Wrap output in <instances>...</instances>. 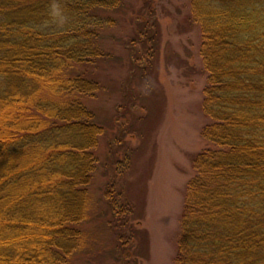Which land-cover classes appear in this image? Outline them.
Returning a JSON list of instances; mask_svg holds the SVG:
<instances>
[{
    "label": "trees",
    "instance_id": "1",
    "mask_svg": "<svg viewBox=\"0 0 264 264\" xmlns=\"http://www.w3.org/2000/svg\"><path fill=\"white\" fill-rule=\"evenodd\" d=\"M118 14L123 0H0V264H79L90 219L108 236L104 254L136 264L122 186L107 180L91 197L104 134L85 102L113 62L102 33ZM190 17L210 123L189 157L174 264H264V0H191ZM152 19L130 22L127 51L141 52L122 99L134 103L157 53Z\"/></svg>",
    "mask_w": 264,
    "mask_h": 264
},
{
    "label": "rangeland",
    "instance_id": "2",
    "mask_svg": "<svg viewBox=\"0 0 264 264\" xmlns=\"http://www.w3.org/2000/svg\"><path fill=\"white\" fill-rule=\"evenodd\" d=\"M123 3L125 14L114 15V27L102 33L103 48L113 62L100 66V89L85 102L104 134L96 149L100 166L91 197L97 200L105 181L118 182L133 211L129 261L174 264L185 190L194 176L189 157L207 146L201 132L210 123L202 110L206 88L200 58L202 35L191 21V0ZM141 13L156 22L157 53L151 65H146V92L134 103L122 98L129 95L126 83L131 76L132 81L136 78L126 62L141 51L135 43L129 53L127 37L133 30L130 22ZM130 90L136 91L135 83ZM92 221L84 228L87 254L78 263L118 264L103 253L108 241L104 227Z\"/></svg>",
    "mask_w": 264,
    "mask_h": 264
}]
</instances>
